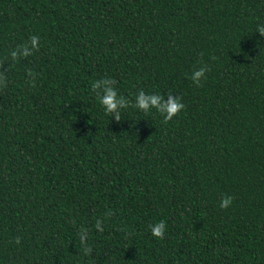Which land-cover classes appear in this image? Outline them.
Returning <instances> with one entry per match:
<instances>
[{
	"label": "trees",
	"instance_id": "obj_1",
	"mask_svg": "<svg viewBox=\"0 0 264 264\" xmlns=\"http://www.w3.org/2000/svg\"><path fill=\"white\" fill-rule=\"evenodd\" d=\"M258 25L264 0H0V264H264ZM101 78L184 108L118 120Z\"/></svg>",
	"mask_w": 264,
	"mask_h": 264
},
{
	"label": "clouds",
	"instance_id": "obj_2",
	"mask_svg": "<svg viewBox=\"0 0 264 264\" xmlns=\"http://www.w3.org/2000/svg\"><path fill=\"white\" fill-rule=\"evenodd\" d=\"M256 32L260 35H264V25H258ZM31 43L33 48L37 46V38L32 37ZM206 69L200 67L193 70L191 73V80L195 84H199L205 76ZM114 81L110 78H101L96 80L92 84L93 91H98L99 95L97 99L99 104L103 106L105 114H111L118 120L120 118V109L132 106L138 110L147 114L151 109H155L159 112L165 121L171 120L178 112L184 108V104L181 102L179 96L167 95V99L164 96L157 93H145L143 90L138 91L135 94L134 101L127 100L125 97L118 94V90L113 86ZM232 198L230 196L224 197L220 201L221 208H227L231 204ZM99 227V225H98ZM166 225L163 220L158 223L150 225V231L152 236L161 238L165 234Z\"/></svg>",
	"mask_w": 264,
	"mask_h": 264
}]
</instances>
